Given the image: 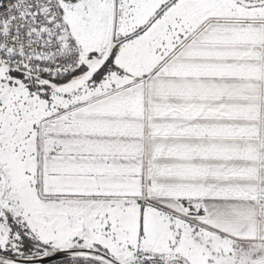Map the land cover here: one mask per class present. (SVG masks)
Listing matches in <instances>:
<instances>
[{
    "label": "snow or ice",
    "instance_id": "1",
    "mask_svg": "<svg viewBox=\"0 0 264 264\" xmlns=\"http://www.w3.org/2000/svg\"><path fill=\"white\" fill-rule=\"evenodd\" d=\"M0 264H264V0H0Z\"/></svg>",
    "mask_w": 264,
    "mask_h": 264
}]
</instances>
